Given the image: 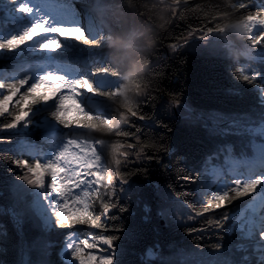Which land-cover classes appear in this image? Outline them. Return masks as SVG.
<instances>
[{"label": "snow or ice", "instance_id": "obj_1", "mask_svg": "<svg viewBox=\"0 0 264 264\" xmlns=\"http://www.w3.org/2000/svg\"><path fill=\"white\" fill-rule=\"evenodd\" d=\"M236 3L237 16L242 17L241 26L248 32L251 45L253 48L264 46V9L255 7L248 0ZM47 4L48 0H36L35 3L33 0H0V12L6 14L13 25L0 31V54L18 51L43 54L40 62L26 72L0 79V132L33 127L34 112L43 107L51 108L52 119L67 137L63 150L48 162L25 158L12 163L29 185L48 187L55 193L59 202L55 204L53 214L58 228L72 230L80 226L85 233H66L73 238L67 240L62 255L70 259V264H125V243L136 237L137 229L126 225L121 214L129 213V205L120 201L124 195L142 190L143 185L133 177H143L151 184L150 168L170 169L159 150L164 148L163 141L151 135L152 129L146 125L150 120V113L145 111L148 99L142 102L145 107L141 104L132 107L126 103L119 108L112 107L124 89L114 79L118 73L111 70L103 58L98 66L88 71L78 68L79 71L70 73L62 70L72 65L57 61L58 50L75 42L102 48V36L98 35L96 19L89 16L85 25L71 0L59 3L60 11L56 13L50 11ZM212 31L213 28L207 26L194 28L170 47L179 50L190 40L205 39ZM257 67L264 68V64ZM250 79L251 74L243 76L245 83ZM97 81H103L105 86L98 87ZM253 83L264 81L257 76ZM257 94L264 99V93L259 89ZM260 107L264 109V104L260 103ZM260 115L264 119V111ZM247 116L244 112L223 114L220 137L244 135L249 130ZM9 139L0 136V141L8 142ZM260 144L264 145V138ZM231 155L233 146L222 144L210 154L207 172L185 170L176 174L178 180L183 181L179 186L172 182L163 187L154 185L162 202L161 217L182 224L185 220L202 217L205 224L219 232L225 231L230 216L228 212L215 214L216 210L239 198L251 200L249 217L227 229L228 234H237L228 255L223 254L221 235L211 246L212 251L195 257L194 264H264V212L256 215L264 210V169L252 176H227L224 168L215 161L222 159L226 164ZM215 169L222 172L219 177L227 176V179L212 183L202 179L206 173L216 177ZM193 185L199 196L195 203L200 207L188 200V188ZM180 207L188 211L181 214ZM208 213L214 215L205 216ZM202 230L203 227H188L190 233ZM44 248L51 257L53 243L46 241ZM158 248L159 245H155L144 250L146 262L160 258ZM49 264H58V261L50 259Z\"/></svg>", "mask_w": 264, "mask_h": 264}, {"label": "trees", "instance_id": "obj_2", "mask_svg": "<svg viewBox=\"0 0 264 264\" xmlns=\"http://www.w3.org/2000/svg\"><path fill=\"white\" fill-rule=\"evenodd\" d=\"M120 1L132 8L135 20L146 25L149 42L153 46L138 50L132 47L121 48L120 44L126 40H121L115 31L121 29L122 25L118 29L109 27L110 35L116 37L114 43L119 46L105 48L102 45V48H95L99 52L91 59V68L98 66L103 58L104 63L118 73L116 78L127 75L137 97L136 102L130 106L141 104L145 107L142 102L148 99L145 111L150 113V120L146 125L152 129L151 135L163 141L164 148L159 150L164 156V162L170 166L168 171L155 166L150 168L151 184L143 177H133V180L143 185L142 190L130 196L124 195L120 201L129 205V213L121 214L126 225L137 229L136 237L125 243V264H194L195 257L212 251L211 246L218 242L221 235L223 254L228 255L229 247L236 243L237 234L230 235L227 229L233 224L235 214L242 208L247 197L216 210L215 214L228 212L230 216L225 223V231L219 232L205 224L202 217L185 220L183 224L161 217L159 212L162 202L156 195L154 185L160 184L163 187L172 182L179 186L183 181L178 180L176 174L185 170L202 173L203 165L210 162V154L215 153L222 144H231V157L242 159L252 157V144L261 142V138L250 135L249 130L242 136L223 139L219 130L223 114L232 112L247 113L249 129L264 125V119L260 115L264 111L260 107V103L264 104V99H260L257 94V89L263 93L262 83H253L257 76L261 81L264 80V68L257 67L264 64V53L253 57L257 50L250 44L248 46L252 52L247 57L239 52L230 56L224 50L217 55L208 56L180 48L174 54L165 51L166 45L180 42L194 28L212 27L211 33L214 34L243 22L242 17L237 16L239 9L236 2L244 0H103L104 4ZM248 2L264 9V0ZM9 27L12 26L0 18V31ZM73 46L82 52L89 48L78 42ZM122 55L125 57L120 61ZM2 67L5 68L0 64V68ZM246 74H251L252 77L247 83L243 82ZM168 100L173 105L186 102L193 111L201 114L193 121L185 119L177 115L175 106L174 111L169 109L166 105ZM205 113L213 114L215 122L205 118ZM8 138V142L0 141V264H22L24 256L29 264H49L50 259L59 261L56 246L49 257L44 244L46 241H61L60 233L63 229L45 231L41 227L29 199V192L34 186L27 183L12 163L25 158L14 149V138ZM30 141L34 142L36 139L31 138ZM215 163L224 166L222 159ZM241 175L245 176V173L241 171ZM227 176L222 179H227ZM202 179L207 181L209 178L204 175ZM195 187L189 186L188 200L200 207V204L195 203L199 199L195 194ZM178 211L183 214L188 210L180 207ZM212 215L214 213L205 214L207 217ZM188 227H203V230L190 233ZM155 245H159L157 251L160 258L146 262L144 250ZM186 256H191L189 261L183 260Z\"/></svg>", "mask_w": 264, "mask_h": 264}, {"label": "rangeland", "instance_id": "obj_3", "mask_svg": "<svg viewBox=\"0 0 264 264\" xmlns=\"http://www.w3.org/2000/svg\"><path fill=\"white\" fill-rule=\"evenodd\" d=\"M33 2L35 3L36 0H33ZM59 3H64V1L48 0L47 7L50 11L56 13L60 11ZM72 5L74 7V2H72ZM103 6L105 7L106 11L107 10L109 11L108 12L109 14L105 11H102L96 16L91 14H85L82 17L85 25L87 23V18L89 16H92L96 19L98 25L97 31H98V35L102 36L101 45H103V47L110 48V47L119 46L118 43H114L116 37L113 34L110 35L109 27L118 29L120 25H122V28L116 30L115 33L118 34L121 40L123 41L127 40L126 43L120 44L121 47L130 45L132 49L138 50V49H149L150 47L153 46V43L149 42V38L147 35L148 28L146 27L145 24H142L141 22L134 19L132 8L127 3H125L124 1H120L117 3L111 2L108 4H104ZM0 18L5 22H7V24H10L9 18L6 16V14L0 12ZM241 25L242 23L233 25L227 28L226 31H222L220 33H215V34L210 33L207 35L205 39L190 40L187 46H182L180 47V49L183 51L194 52L201 56L217 55L218 52L221 50L226 51L225 53L227 54L229 51L228 50L229 47H231L230 46L231 39L228 36L230 35L232 38L238 41V45H240L239 50L242 52V55L248 56L249 53L252 52L251 47L248 46V44L251 45V40L248 32ZM133 31H135V37H133ZM223 32L227 34H223ZM131 39H132L131 41L132 43H128L129 40ZM263 48L264 46L255 47L257 51L254 52L255 56L253 57H256V55L259 56L263 54L264 51H261V49ZM232 50H234V48H232ZM232 50L229 51L231 53V56H233ZM165 51L168 52L169 54H174L177 50L174 51L170 47V45H166ZM98 52L99 50L91 47H89L85 52H82L81 50H76L72 44L65 49L58 50L57 61L59 63L71 64L72 66H68L67 68L62 69L70 73H75L79 71L78 68H80L83 71H88L93 66L91 64V59H93V57L96 54H98ZM42 55L43 54L38 52L29 53L27 51L23 53H20L18 51L16 54H0V64L1 66L3 65L5 67V68L3 67L0 68V79H7L16 76L15 74H13V71L11 69L13 67H16L17 65H20L24 68L34 67L36 63L40 62L39 58ZM124 57L125 55H122V57H120V61H122ZM32 70L34 71L35 69L33 68ZM114 79H116L117 82L123 86L124 93L121 97H119L116 100V102L112 105V107L119 108L120 105L123 103H126L128 105H132L133 103H135L137 99L136 92L134 87L128 82V76L121 75L120 77ZM96 83L98 87L105 86V83L103 81H97ZM261 89H263V93H264V83H262ZM166 105L172 111H174V106H175L177 115L191 121L195 120L196 117L199 114H201L200 112L193 111L186 104V102H181L177 105H173L168 100L166 102ZM203 116L215 122L213 114L205 113L203 114ZM31 123H33L34 126L28 129L20 128L18 130L0 132V135L3 137L14 138L15 141L14 149L19 154L23 155L24 158H28L29 160L40 159L41 161L44 162H48L52 159H55L57 154L60 151H62V149L60 148L53 150L50 146V143L57 137L58 132L60 131L58 126L55 124L54 120L51 117V108L43 107L36 110L31 119ZM260 129L264 130V126H261ZM62 135L63 134L60 135V139L62 138ZM31 138H35L36 141L31 142L30 141ZM262 138H264L263 133H262ZM40 141L46 142L45 149H42L41 145H36L37 142L41 144ZM56 145H58V147L60 146L58 142ZM251 151H252V157L250 158L234 159L233 157L230 156L226 160V164L223 161L224 166L219 163L218 165H221L224 168V171L229 176L236 174L241 175V171L245 173V176H249L248 174H251L252 176V174L254 175L255 172L261 171L262 168L264 167V145H261L259 142H254L252 144ZM206 165H203L201 169L202 173L208 171ZM213 171L216 177L208 175L207 173L205 174L209 178L206 181L207 183H212L213 180L219 181L222 179V177H219L222 175V172L219 169H215ZM42 189L43 188H36V187L32 188L29 192L30 193L29 199L32 204L33 213L35 214L36 218L39 219L41 223V227L45 229V231H54L55 229L58 228L56 226V218L53 214V208L57 202H53L51 206L47 209L40 207L38 202H39V197L42 195L41 194ZM44 189L47 192V195H53L55 196V199L58 200L55 193L52 192L50 188L44 187ZM250 203L251 200L249 199V197H247L242 208L235 214L233 224L238 222H243L249 217L250 209H251ZM261 213L262 210L258 211L256 215L259 216ZM79 229L80 226H77L76 229H72V230L63 229V231L60 233L61 235L60 237L62 240L59 242L56 240L51 241L53 245L56 246L55 252L57 254V258L59 259L58 264H70V259H66L62 255L64 251V245L67 243V240L73 238L72 236H66V233L70 231H77L80 232L81 235H84L85 233L83 231H80ZM91 231H95V230H91ZM190 258L191 256H186L184 257L183 260L189 261ZM22 264H29L26 256H24L22 260Z\"/></svg>", "mask_w": 264, "mask_h": 264}, {"label": "bare ground", "instance_id": "obj_4", "mask_svg": "<svg viewBox=\"0 0 264 264\" xmlns=\"http://www.w3.org/2000/svg\"><path fill=\"white\" fill-rule=\"evenodd\" d=\"M28 68H24V67H21L20 65H17L16 67H13L11 70L13 71V74L17 75V74H21V72L27 71ZM65 131H67V130H65ZM61 134H63V133L61 131H59L57 137L50 143V146L53 150L60 149V148L63 150V148L65 146V140L67 137L65 134H63L62 138L60 139ZM57 142L60 144L59 147H58V145H56ZM54 153H56V152H54ZM41 194L42 195L39 197V202H38L40 207L47 209L51 206V204L53 202H58V200L55 199V196L47 195V192L45 191L44 188L42 189Z\"/></svg>", "mask_w": 264, "mask_h": 264}]
</instances>
